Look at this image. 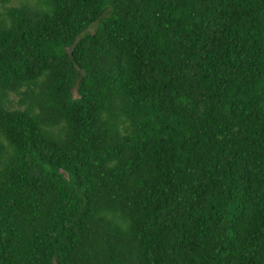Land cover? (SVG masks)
I'll return each mask as SVG.
<instances>
[{"label": "trees", "instance_id": "1", "mask_svg": "<svg viewBox=\"0 0 264 264\" xmlns=\"http://www.w3.org/2000/svg\"><path fill=\"white\" fill-rule=\"evenodd\" d=\"M9 1L0 264H264V0Z\"/></svg>", "mask_w": 264, "mask_h": 264}, {"label": "rangeland", "instance_id": "2", "mask_svg": "<svg viewBox=\"0 0 264 264\" xmlns=\"http://www.w3.org/2000/svg\"><path fill=\"white\" fill-rule=\"evenodd\" d=\"M20 0H10L8 3H7V6H10V5H16L17 3H19ZM89 31H92L93 30V25H91L89 28H88Z\"/></svg>", "mask_w": 264, "mask_h": 264}]
</instances>
